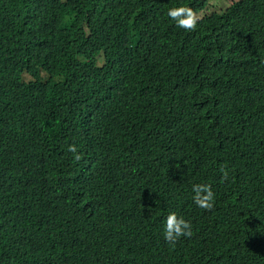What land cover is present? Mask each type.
I'll return each instance as SVG.
<instances>
[{
  "label": "trees",
  "instance_id": "1",
  "mask_svg": "<svg viewBox=\"0 0 264 264\" xmlns=\"http://www.w3.org/2000/svg\"><path fill=\"white\" fill-rule=\"evenodd\" d=\"M207 7L0 0V264H264V0Z\"/></svg>",
  "mask_w": 264,
  "mask_h": 264
},
{
  "label": "clouds",
  "instance_id": "2",
  "mask_svg": "<svg viewBox=\"0 0 264 264\" xmlns=\"http://www.w3.org/2000/svg\"><path fill=\"white\" fill-rule=\"evenodd\" d=\"M167 16L175 22L176 27L184 29L185 31H195L200 19L192 8L186 6L169 8L167 10ZM67 151L72 153L74 162L80 161L81 155L78 154V149L75 144L68 145ZM124 167L125 172L128 169V164L123 162L121 169ZM219 172L221 173V180H227L229 175L227 166L222 165L219 168ZM112 191L114 189L109 192ZM192 193L193 203L197 207L208 211L214 207L215 194L212 191L211 185L193 184ZM162 235L165 242L174 247L182 237L190 238L193 235L192 224L184 217L177 215V213L170 212L164 219Z\"/></svg>",
  "mask_w": 264,
  "mask_h": 264
},
{
  "label": "rangeland",
  "instance_id": "3",
  "mask_svg": "<svg viewBox=\"0 0 264 264\" xmlns=\"http://www.w3.org/2000/svg\"><path fill=\"white\" fill-rule=\"evenodd\" d=\"M230 0H208V10H219L224 9L225 6L229 5Z\"/></svg>",
  "mask_w": 264,
  "mask_h": 264
}]
</instances>
